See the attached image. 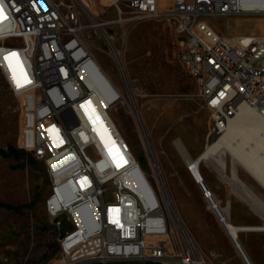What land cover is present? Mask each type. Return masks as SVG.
Masks as SVG:
<instances>
[{"label":"built area","instance_id":"obj_1","mask_svg":"<svg viewBox=\"0 0 264 264\" xmlns=\"http://www.w3.org/2000/svg\"><path fill=\"white\" fill-rule=\"evenodd\" d=\"M107 1L116 11L111 24L175 18L179 61L211 120L205 148L222 137L241 108L264 115V35L208 33L212 17L264 14V9L249 8L247 0ZM0 4L7 17L0 20V74L18 101V146L45 164L50 221L60 229L62 218L70 224L60 232L59 254L49 264H209L176 225L158 166L150 162L149 175L121 141L108 112L122 92L115 87L117 93L106 101L93 83L97 61L88 38L105 30L99 20L102 1ZM212 35H220V42H212ZM54 90H61V98H54ZM196 183L204 198L215 195L202 180ZM219 208L211 204L227 231L228 218Z\"/></svg>","mask_w":264,"mask_h":264},{"label":"rangeland","instance_id":"obj_2","mask_svg":"<svg viewBox=\"0 0 264 264\" xmlns=\"http://www.w3.org/2000/svg\"><path fill=\"white\" fill-rule=\"evenodd\" d=\"M101 1L99 20L113 21L116 11L107 0ZM208 22L223 35H264V14L212 17ZM104 28L123 59L129 87L158 158L157 166L187 233L209 264H246L176 147V140H180L189 154L196 157L206 146L211 120L192 77L179 61L175 18L160 15L124 26L107 23ZM100 34L88 38L90 50L127 98L122 70ZM110 114L134 156L152 176L151 156L128 104L120 99ZM18 134V101L7 90L0 74V149L14 147L24 151L18 146ZM227 159L231 167V156L227 155ZM237 170L248 186L242 193L209 164L202 163L200 173L216 200L229 204L228 216L233 223L264 225V188L239 165ZM49 193L50 182L42 161L26 151L19 158L0 154V264H49L59 254L60 232L70 225L63 218L60 229L48 218L45 203ZM240 241L255 264H264V231L241 234Z\"/></svg>","mask_w":264,"mask_h":264},{"label":"bare ground","instance_id":"obj_3","mask_svg":"<svg viewBox=\"0 0 264 264\" xmlns=\"http://www.w3.org/2000/svg\"><path fill=\"white\" fill-rule=\"evenodd\" d=\"M247 3H249L248 5L249 8L264 9V3H262V0H247ZM100 23L101 25H105L109 22H100ZM98 30L107 40L111 53L114 55L116 61L118 62L123 72V79L124 82L126 83L128 95L126 98L122 94L123 95L122 100L126 102L130 107V109L132 110L139 131L142 135V138L145 141L146 144L145 147L151 156L150 162H152V164L157 165L158 158L156 156L154 146L151 142L150 134L147 131L145 120H143V117L141 116V113L137 107L135 95L129 87V81L127 78V74L125 72L123 59L114 50V44L112 42L113 37L110 34H108L103 28H99ZM208 33L217 34V30L209 22H208ZM212 42H220V35H212ZM9 70L11 74L13 75L16 74V71L12 66L11 67L9 66ZM92 80L93 83L96 85V87L101 91L106 101L113 98L117 93L116 90H114V88L117 87L116 84L113 82L112 78L105 72V70L102 68V66L99 64L98 61L94 69ZM54 98H61V90H54ZM113 106L110 107V110L113 108ZM108 114L111 117L116 130L119 133L121 141L125 142L129 150H131L126 139L123 137L121 131L119 130L118 126L113 120L110 112H108ZM112 146H114V144H112ZM176 147L178 148V151H180V153L182 154L188 168L190 167L189 169H191V172L194 174L196 179L202 180L205 185H206V181L200 173V168L202 163H206L214 167L220 177L229 181L234 188L241 190V193L242 190H246L248 186L247 183L240 177L239 172L237 170V165L243 168L252 178H254L264 188V115L261 111H258L257 109H250L247 107L241 108L238 115L230 122L228 129L225 131L222 137L217 141L209 142L207 147L204 148L196 157H192L189 154V152L186 150L185 146L180 140H176ZM131 153L133 152L131 151ZM227 155H230L232 158V165L230 164L231 167L228 166ZM228 171L230 173H228ZM142 172L144 173V175H146L144 171ZM142 185L145 192L149 196H151L147 185L145 183H142ZM243 195H241L242 199H243ZM246 195H244V197H247ZM170 199L171 201L169 204L170 207L172 205L171 210L175 215V223L180 229L182 230L184 229L186 231L184 224L181 221V218H179L177 211L174 207L173 200L172 198ZM207 199L210 202V206L211 204H221L222 209L219 208V210L225 213V215L228 218L226 220L227 230L229 231L231 239L235 243V246L237 247L240 255L244 258L245 261H246L245 258H247L251 264L253 263L255 264L252 255L250 254L246 246L240 241V235L251 231H264V225L235 224L230 220L228 216L229 204L223 205L221 202H218L216 200L214 195H211L210 198ZM244 200L247 201L248 197L245 198ZM263 210L264 207L262 211ZM213 212L217 214L216 210H213ZM262 215H264V213Z\"/></svg>","mask_w":264,"mask_h":264},{"label":"trees","instance_id":"obj_4","mask_svg":"<svg viewBox=\"0 0 264 264\" xmlns=\"http://www.w3.org/2000/svg\"><path fill=\"white\" fill-rule=\"evenodd\" d=\"M23 152L24 151L18 150V149L14 148V147H8L7 150L0 149V154L3 157H15V158H19L20 155L23 154ZM7 207L10 208V209L16 210V208H14L13 206H8L7 205Z\"/></svg>","mask_w":264,"mask_h":264},{"label":"snow or ice","instance_id":"obj_5","mask_svg":"<svg viewBox=\"0 0 264 264\" xmlns=\"http://www.w3.org/2000/svg\"><path fill=\"white\" fill-rule=\"evenodd\" d=\"M6 15H5V12H4V9H3V6L2 4H0V20H4L6 19ZM12 55H15V53H13ZM5 59H8V57H5ZM11 67V64L9 65ZM119 166V165H118Z\"/></svg>","mask_w":264,"mask_h":264},{"label":"crops","instance_id":"obj_6","mask_svg":"<svg viewBox=\"0 0 264 264\" xmlns=\"http://www.w3.org/2000/svg\"><path fill=\"white\" fill-rule=\"evenodd\" d=\"M63 219V218H62ZM61 219V220H62ZM69 224V223H68ZM70 225V224H69ZM93 264H100V263H93ZM147 264H162V263H160V262H148Z\"/></svg>","mask_w":264,"mask_h":264},{"label":"water","instance_id":"obj_7","mask_svg":"<svg viewBox=\"0 0 264 264\" xmlns=\"http://www.w3.org/2000/svg\"><path fill=\"white\" fill-rule=\"evenodd\" d=\"M128 264H133V263H128Z\"/></svg>","mask_w":264,"mask_h":264}]
</instances>
